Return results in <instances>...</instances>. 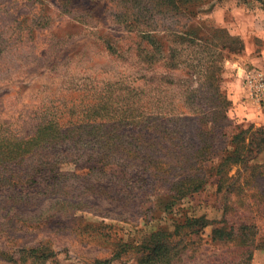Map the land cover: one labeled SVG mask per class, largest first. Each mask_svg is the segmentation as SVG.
<instances>
[{"label":"rangeland","instance_id":"1","mask_svg":"<svg viewBox=\"0 0 264 264\" xmlns=\"http://www.w3.org/2000/svg\"><path fill=\"white\" fill-rule=\"evenodd\" d=\"M263 2L0 0V264H264L260 125L221 84Z\"/></svg>","mask_w":264,"mask_h":264},{"label":"crops","instance_id":"2","mask_svg":"<svg viewBox=\"0 0 264 264\" xmlns=\"http://www.w3.org/2000/svg\"><path fill=\"white\" fill-rule=\"evenodd\" d=\"M258 13L261 14L262 18L256 20L255 16ZM245 23H247L245 34L242 38L240 37L242 48L232 58L225 61L223 84L229 97L232 100H237V109H235L237 111L233 118L237 121L236 124H249L255 128L258 127L256 125H260L258 129L263 130L260 135V154H264V116L257 115L258 104L248 97L245 88V79L249 73L257 69L264 71V8L258 11L254 9ZM241 26L242 23H239L235 30L239 31L240 28L238 27ZM245 109L249 110L248 113L244 111ZM237 132L238 130L234 133ZM260 250L264 253V247Z\"/></svg>","mask_w":264,"mask_h":264},{"label":"trees","instance_id":"3","mask_svg":"<svg viewBox=\"0 0 264 264\" xmlns=\"http://www.w3.org/2000/svg\"><path fill=\"white\" fill-rule=\"evenodd\" d=\"M196 3H201L203 0H194ZM263 4H264V2H263ZM264 7V6H263ZM141 10H143V9H141ZM203 14H206V13H203ZM188 21H190V17L187 19ZM205 23H204V21L202 20H200V22H199V20L197 21V25L199 26V27H201V28H205V25H204ZM213 30L215 29V28H212ZM217 31V30H216ZM197 33H198V31H197ZM235 40H237L238 42V44H240V46H239V48H237V46H238V44L237 45H231V48H230V51H231V53H234L235 51H239L241 48H242V42H241V39H239V38H236ZM233 44H236L235 42L233 43ZM230 47V46H229ZM237 48V49H236ZM222 81H223V79H221V84H222ZM221 89H220V85H219V87H218V89H215V96H216V99H215V103L213 104V105H211V106H208L207 107V109H206V111H204V112H202V113H206V112H210L209 114H211V115H209V116H219L218 117V121H221V122H223V124L221 125V129H220V134H221V136L222 137H227L228 136V140H229V143H228V147H229V149H231V147H233V145H234V143H233V141L240 135V134H242V133H247V132H244V130H242L243 128L241 127V126H236L237 128V130H238V132L237 133H234V131L233 132H226V134L224 133V129L225 128H231L232 127V125H231V121H230V119H229V115H228V108H230L231 107V105H230V102H229V104H226V102H224V100H222V99H224V96L221 94V93H223V92H221L220 91ZM263 106V108H264V104L262 105ZM199 113H201V112H199ZM206 115H208V114H206ZM207 118V117H206ZM214 121V120H213ZM253 126H249L247 129L248 130H250L251 128H252ZM176 129V128H175ZM252 130V129H251ZM182 131V130H181ZM212 131H213V129H212ZM259 133H257V134H261L262 133V129H260V130H257ZM199 132V131H198ZM236 132V131H235ZM183 134H184V136H178V135H172L171 137H173L172 139H171V144H175L176 143V145H177V147L178 148H180L181 150H182V148L184 147V145H186V140L184 141V139H182V138H185V139H187V136L189 135L188 133H187V131H183L182 132ZM251 133V135H253V132H250ZM180 134V133H179ZM235 134V135H234ZM172 140H174V142H172ZM184 142H183V141ZM186 147H189V146H186ZM219 151H217V150H214L213 152L211 151V149H210V147L208 146V148L204 151V153H203V155H202V157L203 156H205L206 158H207V162H211V161H213L214 159H216V158H218V157H220L221 155L218 153ZM181 153V152H180ZM213 153V154H212ZM180 155V154H179ZM175 161V169H177L178 167H180V165L182 164V161H183V157H181L180 156V160H174ZM181 163V164H180ZM202 185V184H201ZM201 185L200 186H198V187H196V188H194V190H193V192H197L198 191V189H200L201 188ZM193 189V188H192ZM191 190V189H190Z\"/></svg>","mask_w":264,"mask_h":264},{"label":"built area","instance_id":"4","mask_svg":"<svg viewBox=\"0 0 264 264\" xmlns=\"http://www.w3.org/2000/svg\"><path fill=\"white\" fill-rule=\"evenodd\" d=\"M248 97L257 104H264V71L261 69L249 73L245 79Z\"/></svg>","mask_w":264,"mask_h":264}]
</instances>
